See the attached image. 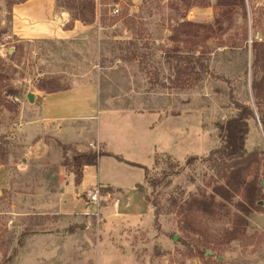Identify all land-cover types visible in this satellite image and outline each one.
<instances>
[{
    "label": "rangeland",
    "instance_id": "rangeland-1",
    "mask_svg": "<svg viewBox=\"0 0 264 264\" xmlns=\"http://www.w3.org/2000/svg\"><path fill=\"white\" fill-rule=\"evenodd\" d=\"M42 1L54 3L52 21L62 17L66 28L72 25L57 0ZM11 2L21 0H0V162L4 155L7 161L0 165V264H264V129L251 90V47L264 45V0H95L87 36L65 41L28 31L14 35ZM114 6L118 13L112 15ZM184 22L192 25L179 27ZM21 25L42 28L28 20ZM37 73L44 74L37 89L49 82L64 88L97 82L104 109L170 107L171 122L189 128L175 149L178 158L156 155L146 176L156 185L146 182L135 194L96 187L98 216H85L83 202L64 213L61 194L76 152L49 138L29 144L26 129L18 127V100L26 106ZM7 90L16 97H4ZM233 101L254 111L245 151L256 153L248 180L256 178L262 198L246 217L248 226L226 241L241 196L213 216L185 217L178 208L224 184L226 161L213 152L223 146L218 126L236 114ZM260 104L264 112V100ZM185 150L191 152L181 155ZM99 169L124 186L143 181L107 160ZM114 204L121 213L139 212V223L101 229L105 219L120 218L110 216ZM204 251L210 254L202 256Z\"/></svg>",
    "mask_w": 264,
    "mask_h": 264
},
{
    "label": "crops",
    "instance_id": "crops-1",
    "mask_svg": "<svg viewBox=\"0 0 264 264\" xmlns=\"http://www.w3.org/2000/svg\"><path fill=\"white\" fill-rule=\"evenodd\" d=\"M54 8L53 2L42 0H28L14 6L13 24L16 25L13 34L18 36L28 31L39 33V36L45 39L62 41L87 36L90 26L73 21L72 25L66 28L65 24L69 22L62 17H57L56 22L52 21ZM27 20L42 24V28L37 31L27 30L21 25V22ZM57 22L60 25H57ZM31 93L34 98L33 104L27 101L25 106L23 100H18L20 104L18 127L26 129L24 139L29 140V144L34 141L36 146H40L49 138L48 140L69 147L76 153L97 149L99 152L112 155L99 157L96 166L84 167L79 184H75L73 174H69L61 194L60 210L65 211L64 213L80 209L83 203L85 207V200L82 201L81 195L96 187L112 189L127 196L135 194L137 188L145 185L146 171L148 172L154 164V157L159 154L178 158L175 149L182 144V140L185 141V135L189 131L188 127L178 129L177 125L171 122L173 116L168 113L171 109L168 106L143 112L131 108H101L100 86L95 81L74 85L55 93H45L39 89ZM190 152L185 150L181 155ZM102 160H107L115 170H122L130 175L137 173L135 178H143L142 183L132 181L130 185L124 186L111 174L108 177L103 174L101 176L99 165ZM126 162L143 168L131 166ZM140 173H143V176ZM119 208L114 204L112 211H115V214L112 212L110 216L117 215L120 218L105 219L101 229L121 227L126 222L131 224L134 222L133 225L139 223L140 219L137 221L136 217L139 212L128 209L127 213H121ZM85 229H88V226Z\"/></svg>",
    "mask_w": 264,
    "mask_h": 264
},
{
    "label": "trees",
    "instance_id": "trees-1",
    "mask_svg": "<svg viewBox=\"0 0 264 264\" xmlns=\"http://www.w3.org/2000/svg\"><path fill=\"white\" fill-rule=\"evenodd\" d=\"M11 1V0H8ZM28 0H21L20 3L11 2L7 6V12L12 13V7L14 5H20ZM59 2L60 7L67 11L71 16V21H78L84 26H89L94 23L96 17V4L95 0H57L56 6ZM192 24L189 22H184L179 25L182 28H188ZM3 34V33H2ZM175 42V36L171 40ZM178 41V40H176ZM252 83L251 90L253 92V97L255 98V104L257 106L258 121L260 122L262 128L264 129V112H261L258 108L261 101L264 100V77L257 79L259 75V70L264 69V45L259 42H253L252 44ZM2 59L0 58V65ZM66 88L60 87L53 82H49L47 86H42L39 90L45 93H55L62 91ZM1 94L4 97H16L17 93L12 90L3 91ZM236 114L225 121L223 125H219V129L222 132L223 146L221 149L215 150L213 155H217L226 161L222 166V179L224 184L221 186H216L213 188L212 194L207 196L201 194L198 197H194L189 201L184 202L178 209L179 214L182 216H190L193 214H203L206 216L215 215V211L223 208L225 203H231L235 195L241 196V200L235 204L238 214L234 215V220L232 223V228L225 233L224 237L226 241H232L237 238L239 228L247 227L248 221L246 217L250 212L258 208L257 204L262 198L261 188L256 182V178L248 180L252 175V164L254 163L253 157L256 153L248 155L245 151V140L249 132L248 121L254 119V111L248 105L241 104L237 101H233ZM102 156H112L109 153L104 152H83L75 153L70 162V166L73 168L74 182L79 184L82 179V169L86 166H96L98 158ZM117 158V157H116ZM118 160L122 161L120 158ZM194 160L193 158L188 161ZM6 155H4L3 160L0 162L1 166L6 164ZM127 164L143 168L141 166ZM64 163L62 166H66ZM147 176V171H146ZM147 177H145V180ZM149 182L148 179L146 181ZM150 186H155L156 182H149ZM215 197L220 198L221 202L215 201ZM26 233L25 235H28ZM205 255V251L202 256Z\"/></svg>",
    "mask_w": 264,
    "mask_h": 264
},
{
    "label": "built area",
    "instance_id": "built-area-1",
    "mask_svg": "<svg viewBox=\"0 0 264 264\" xmlns=\"http://www.w3.org/2000/svg\"><path fill=\"white\" fill-rule=\"evenodd\" d=\"M117 6H114L110 12L112 15H115L118 13V9L116 8ZM44 77L43 73H37L35 80L32 83V88L34 90H37V87L40 84L41 79ZM99 191L97 188H94L92 190H89L86 192V198H85V208L86 210L84 211L85 216H98L99 213Z\"/></svg>",
    "mask_w": 264,
    "mask_h": 264
},
{
    "label": "water",
    "instance_id": "water-1",
    "mask_svg": "<svg viewBox=\"0 0 264 264\" xmlns=\"http://www.w3.org/2000/svg\"><path fill=\"white\" fill-rule=\"evenodd\" d=\"M58 21L60 22V19H58ZM26 99L29 103H33L34 98H33V94L31 92L26 94ZM262 186H264V184L262 183ZM174 240H176V238L174 237ZM206 255L210 254L209 252H205ZM219 260H221V258H218Z\"/></svg>",
    "mask_w": 264,
    "mask_h": 264
}]
</instances>
